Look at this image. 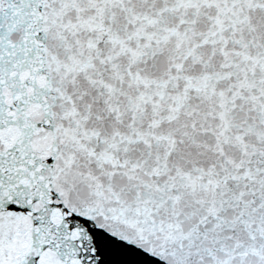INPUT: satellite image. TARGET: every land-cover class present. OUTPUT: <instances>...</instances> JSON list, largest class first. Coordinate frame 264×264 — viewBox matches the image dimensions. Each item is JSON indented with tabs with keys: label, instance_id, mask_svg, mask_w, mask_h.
<instances>
[{
	"label": "snow or ice",
	"instance_id": "1",
	"mask_svg": "<svg viewBox=\"0 0 264 264\" xmlns=\"http://www.w3.org/2000/svg\"><path fill=\"white\" fill-rule=\"evenodd\" d=\"M0 264H264V0H0Z\"/></svg>",
	"mask_w": 264,
	"mask_h": 264
}]
</instances>
